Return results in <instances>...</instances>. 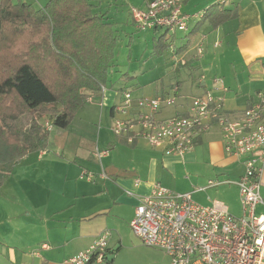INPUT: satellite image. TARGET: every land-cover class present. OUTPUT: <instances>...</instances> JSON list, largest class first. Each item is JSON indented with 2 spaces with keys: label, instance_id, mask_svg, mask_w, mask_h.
<instances>
[{
  "label": "crops",
  "instance_id": "obj_1",
  "mask_svg": "<svg viewBox=\"0 0 264 264\" xmlns=\"http://www.w3.org/2000/svg\"><path fill=\"white\" fill-rule=\"evenodd\" d=\"M25 1L41 9L50 0ZM91 1L95 13L103 15L113 25L119 45L121 31L117 26L134 25L129 9H145L155 0ZM186 2L184 12L201 14L213 5L222 4L223 0ZM224 8L228 11L236 9L237 19L216 29L208 21L202 22L195 35L189 37L201 21L195 19L189 23L187 32L167 37L166 43L176 38V44L181 43L179 49L187 44L182 53L178 54L172 46L168 54L166 61L171 64L170 73L174 79L168 84L161 82L154 90L148 88L149 93L143 92L141 97L133 95L134 98H171L174 90L176 100H179L173 106L175 112L171 117L185 115L192 99L202 95L207 87L215 89L214 95L227 113L241 112L256 101L257 93L264 92V0H226ZM116 52L108 71L107 85L103 90L90 93L88 101L92 103L94 98H99L102 108H110V133L113 106L120 100L117 94L125 90L123 82L128 78L125 76L117 84L112 82L113 73L118 70ZM215 77L222 80L223 86H212ZM168 106L163 107L158 119L171 118L164 116ZM78 141L70 155L67 148L62 155L56 153L57 158L49 156L47 150L36 153L39 168L32 167L34 173L48 163L50 176L38 177L35 182L26 184L22 188L23 197L22 193H7L1 188V264H69L74 255L88 249L107 230L112 233L108 258L113 257V260L106 264H116L115 251L122 246L125 230L132 232L130 224L138 200L150 194L156 183L177 193H192L193 199L201 205L222 202L232 215H242L237 186L222 185L199 191L207 187L210 180H238L244 174L243 162L226 154L223 134L217 126L199 138L195 148L183 157L167 155L163 150L152 148L145 140L134 145L121 139L115 142L109 138L107 127L101 128L92 150L85 148V139ZM97 148L108 151L101 160L95 157ZM85 172L94 174L92 180L82 178ZM261 184L264 199V167ZM257 211L264 213V207ZM19 222L22 226L18 227ZM164 255L167 258L161 264H170L169 256Z\"/></svg>",
  "mask_w": 264,
  "mask_h": 264
},
{
  "label": "built area",
  "instance_id": "obj_2",
  "mask_svg": "<svg viewBox=\"0 0 264 264\" xmlns=\"http://www.w3.org/2000/svg\"><path fill=\"white\" fill-rule=\"evenodd\" d=\"M182 2L155 0L145 11L132 8L136 29H164L172 37L187 32L189 23L202 14L184 13ZM218 85L223 86L222 80L213 78L212 86ZM214 90L207 87L202 95L192 99L185 115L165 120L158 119L161 110L165 105H174L176 100L161 96L136 99L129 89L122 90L117 94L120 100L113 106L111 131L129 145L145 140L167 155L183 157L195 148L199 138L219 127L226 154L243 162L244 174L238 180H210L199 191L237 186L242 215H232L222 202L201 205L192 193H177L156 183L150 194L139 198L130 226L145 246L167 254L170 264H264V213L257 211L264 207V92H258L257 100L245 110L227 113ZM107 154V150L95 151L98 160ZM93 177L91 172L82 175L87 180ZM111 236V231H104L88 249L74 255L69 264H104Z\"/></svg>",
  "mask_w": 264,
  "mask_h": 264
},
{
  "label": "trees",
  "instance_id": "obj_3",
  "mask_svg": "<svg viewBox=\"0 0 264 264\" xmlns=\"http://www.w3.org/2000/svg\"><path fill=\"white\" fill-rule=\"evenodd\" d=\"M225 1L201 13L189 37L202 22L216 29L237 19L238 11L225 10ZM4 35L13 46L0 48V152L11 153L12 159L0 174V188L18 159L47 147L43 126L33 119L28 130H23L18 117L49 112L56 114L53 124L57 128L67 129L74 113L89 101V93L107 85L118 45L113 25L95 13L91 0H50L41 9L25 0H0V41ZM18 39L23 45L16 47ZM165 47L164 34L154 40V53L161 55ZM186 48L187 44L177 53ZM52 105L62 108L51 110Z\"/></svg>",
  "mask_w": 264,
  "mask_h": 264
},
{
  "label": "rangeland",
  "instance_id": "obj_4",
  "mask_svg": "<svg viewBox=\"0 0 264 264\" xmlns=\"http://www.w3.org/2000/svg\"><path fill=\"white\" fill-rule=\"evenodd\" d=\"M186 1L187 0H183L182 2L183 12L184 6L187 5ZM134 8L138 9L136 7ZM146 9L147 8L139 10L145 11ZM125 11L128 12V9ZM130 11L129 9V12ZM117 27L121 31V41L116 49V53L118 54V70L115 71L112 76V82L114 84H117L119 80H124L126 76L128 78L123 82V85L126 87L125 89H129L135 97H141L143 92L148 94L150 88L154 90L161 82L165 81V83H167L171 79H174V75L170 73L171 64L169 65L166 60L168 59V54L172 46L175 47V50H178L181 46V43L176 44V38L166 43L167 47H165L161 55H158L154 53V40L159 38L158 36L164 35L166 30L139 32L136 30L135 24H125ZM169 36H171V34L167 33L165 35V40ZM185 38H187V36H185ZM10 43L12 47V39L8 41V36L4 35L0 41V48L7 49ZM163 44L165 43L162 42L161 45ZM22 45L23 42L18 39V41H16V47ZM142 86L143 88H141ZM109 87H111V84H109ZM185 90L187 91V85L185 86ZM88 96L90 97L91 94L89 93ZM171 98L176 100L174 90L171 91ZM178 100L175 101L177 104ZM100 102L99 98H94L92 103L87 102L82 105L74 113L71 124L67 129L57 128L53 124V118L56 114L45 111V113H37L35 115L25 113L18 117L17 123L21 129L26 131L30 127L33 119H35L39 125L43 126L48 134L46 150L49 156L57 158L56 153L62 155L65 152V148H67V154L70 155L72 147L78 145V139L80 138L82 140L85 139V148L89 147L92 150L98 142V133L100 134L102 127H107L110 139H113L115 142L118 140L114 133H110L108 129L110 128L108 123L111 118L110 108H102ZM173 106L174 105L168 106V110L165 112L164 116L171 117L172 114H174L175 107ZM61 108L60 105H52L49 107L51 110L54 109L58 111H60ZM101 144L103 145V142H101ZM36 153L38 152H32L26 157L20 160L18 159V164L12 169L10 177L1 187L2 189L5 188L3 192L22 193V188L26 184L35 182L38 177L41 179L47 175L50 176V164L48 163L40 167V172L34 173V168H39ZM30 155H32L31 159H29ZM11 157V153L9 152H0V174L4 171L5 164L11 161ZM21 196L23 197L24 193H22ZM13 200L15 201L17 199L13 198ZM238 214L239 213H236L237 216ZM19 226H22V222L18 223V227ZM119 250V253H116V264H161L164 258H167L161 251L145 246L128 229H126L123 234L122 246ZM112 259L113 257L111 260Z\"/></svg>",
  "mask_w": 264,
  "mask_h": 264
}]
</instances>
